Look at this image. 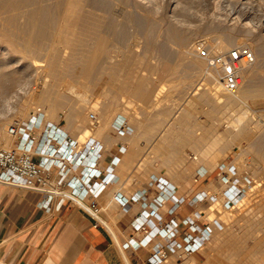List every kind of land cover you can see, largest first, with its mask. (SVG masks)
<instances>
[{
  "label": "rangeland",
  "instance_id": "rangeland-1",
  "mask_svg": "<svg viewBox=\"0 0 264 264\" xmlns=\"http://www.w3.org/2000/svg\"><path fill=\"white\" fill-rule=\"evenodd\" d=\"M104 1H106V22H108L105 23V35L107 37L106 46H108L107 48L110 54L114 55L108 58L106 57V64L116 61L121 64L122 69L120 73H116L113 77L112 73L108 70L104 73H97L94 76L96 84L93 90L88 91V89L83 87L79 89L80 93L85 94L89 106L86 109L87 111H85L86 113H84V115L82 114L80 117L78 115L72 119H68L66 116V114H68L67 106H58L56 112L51 114L49 111L51 101L38 100L37 96L40 95V92L43 90V86H41L42 81L38 82L36 73L32 71L34 69L35 60L40 58L45 50H42V53L38 57H33L31 54L24 51L20 44H11L1 40L0 37V61L7 62L10 60L8 62V65L11 64L9 65L11 66L10 68L17 69L21 67L23 73L19 75L16 85L11 88L12 90L6 93L0 92V147H11L17 141L15 137L10 136L7 132L10 125L24 123L38 112L43 113L44 123L52 122L67 126L70 130V134L73 137H78L80 141H84L88 136H94L102 141L101 135L106 132V119H104L100 113V109L97 108L98 104L94 103L95 100L102 101L103 99L104 101V95L106 96L107 103L116 102L120 104L119 109L121 108L123 114L126 112L125 116L132 115L134 119L144 123L150 121V116L153 111H160L165 108L166 105H169L173 110L171 122L176 129L175 132L177 134L179 133V135L183 134L185 140L188 142H192V140L196 138L200 140L199 144L201 145V137H203L201 129L205 119V110L204 103L199 101L200 94L205 91L204 93L206 95L212 98L215 97L214 99L222 104L232 100V110L229 109L230 103L228 102L227 108L222 109L221 118L217 126L220 131L219 135L222 136L224 140L228 138V141H232V146L236 147H229L222 158H219L217 161L212 160V165L209 167L207 166V168L208 172L211 173L217 168V164L219 165L221 162L225 165H227L228 161L234 164L238 171L237 175L243 179L245 183L244 185H240V187H244L241 193L242 199L233 207L227 208L223 206L224 199L217 196V200L214 203H206L207 205L199 206L196 211H204V215L198 219V222L200 224L209 222L213 230L212 239L208 241L202 249V251L206 253L207 259L201 264H237L234 261L238 263L247 262V260L250 259L252 251L256 248L254 243L256 239L264 237V161H262L264 160V155H262V159L257 158L254 151L255 145H257L258 150L264 153V140H262L264 139V94L257 93L260 95L254 97L251 93H248L250 97L248 95H243L240 96V98H236L223 89L220 79H218V83L215 84L218 87L217 89L207 75L208 72L216 70L207 69L206 61L201 59V57L198 59H200V62H203V65H201V67H203L194 68L190 64L191 62L189 59L179 54V48L180 37L187 34L189 31L193 32L190 37L191 41L189 40L187 44V48H191L192 43L197 39H203L205 41L206 38L211 37L213 35V30H220L219 33H223L224 35V32L227 31V27L231 23H234L230 18H228L229 20L225 18L228 14H231L230 17H235L239 14L241 17L246 15L245 17H247V19L245 18L244 21L251 22V34L248 35L249 37H247L246 41L242 28L239 24H236L234 32L238 35L239 40L245 42L242 44L241 42L237 43L234 41L227 48L236 46L249 48L248 43L251 49L255 48L259 43L262 45V48H264V35L261 36L260 32L262 24H264L261 23L264 22V0H251L248 5L244 4L243 6L237 2V0H178L174 8V3H169L171 2L170 0H155L157 2L155 6L151 5V0H140V2L138 0ZM237 9H239V12H236ZM215 12H217L219 16H217V13L215 15ZM175 15L181 19L178 20L180 23L175 18ZM215 17L216 19H214ZM131 18L137 19L139 23H134ZM176 36L177 39L175 38ZM241 37L244 40L240 39ZM207 41L208 39H206V45ZM178 42L179 44H177ZM177 47H179L178 50L175 49ZM209 49L210 48H208V50ZM222 51H225V49L221 50V52ZM253 56L254 58L258 57L254 53ZM258 58L256 60L254 59L255 61L252 63L253 66L247 73H243V70H241L243 84H252V82L253 84L254 82L261 84L264 82V57L261 56L260 58L259 56ZM184 63L187 64L184 65ZM244 74H248V76L244 77ZM183 77L184 81H182ZM120 80L121 82L126 81L127 86L122 88L123 92L120 90L121 93L119 95L115 91V89L118 90V88H115L114 84L119 83ZM36 83L38 84L36 85ZM104 84L106 87H104ZM199 84L202 88L200 87V89H198L199 91L193 94L192 91L195 86ZM109 85L113 86L110 87L114 91ZM135 86L141 87L139 91L143 90L148 92V98L145 99L136 95L134 93V91H136L134 88ZM182 89L186 90L183 91ZM196 94H198V96H196ZM167 95L171 99L170 102L163 100V97ZM150 98L151 100H148ZM203 98H205L204 94ZM89 101L91 102L89 103ZM153 101L156 102L154 103ZM90 105L92 106L90 107ZM117 109L118 108H116V111H119V109ZM93 114L95 115V120L92 118ZM116 118L117 116L108 120V125H112L111 123H113ZM181 121L182 123L185 122L182 124ZM85 126L88 130L83 134L82 129L85 128ZM189 129H191L193 133H191ZM92 130L94 131L92 132ZM242 131H246V137H242L240 134V137L236 138V133ZM259 151L258 153L261 155ZM197 155L199 156L198 159L195 158ZM226 155L228 158H226ZM185 156V160L193 161V158L196 159L199 162L197 163L198 165L206 163L204 153L198 150L191 149V151L189 150L186 152ZM146 161H150L149 156L144 159V164H141L139 169L144 167ZM182 166L183 164L180 166L176 165L175 173L173 175L170 174V177L173 179H171L172 185L177 187L179 194L188 193V195H191L194 193L192 189L197 186L205 187L203 190L209 191L210 193L218 190V185L215 186L216 183H214V185L211 184V179H216L218 176L217 170L216 174L214 172L208 177L205 176L203 178L200 177V172L195 171L194 168L188 170ZM56 173V170H53L51 174L52 181H54ZM146 180L147 179H145V181ZM125 187L131 191L134 186L125 185ZM208 206H210V208ZM108 210H110V208ZM213 219L217 220L215 224ZM106 224L112 229L108 221H106ZM229 234H231V242L234 244L233 247H229V244L226 242L223 243L222 241V244L219 241V238L222 237L223 240H226ZM214 254H217V256L215 257ZM262 259L264 258L257 257L254 259L252 257L248 264H261Z\"/></svg>",
  "mask_w": 264,
  "mask_h": 264
},
{
  "label": "crops",
  "instance_id": "crops-1",
  "mask_svg": "<svg viewBox=\"0 0 264 264\" xmlns=\"http://www.w3.org/2000/svg\"><path fill=\"white\" fill-rule=\"evenodd\" d=\"M134 88V93L143 97L139 91L141 89L137 86ZM141 92L145 93L143 90ZM206 97L207 99L199 97L205 110L201 145L200 140L195 138L188 142L183 134L175 132L171 122L173 110L169 105L160 111H153L150 121L146 123L134 120L132 115L125 116L121 108L116 111L113 107L109 111L106 115V132L101 135L102 141L90 136L99 143L101 154L96 165L101 170L97 181L107 175L105 168L110 165L112 158H118L109 173L111 180L106 183L108 187L96 198V204L100 208L99 217L72 200H63L60 207H56L58 198H52L46 208L42 204L44 195L41 192L0 182V264H149L151 245L163 241V238L154 235L144 247L124 246V242L130 237L137 240L143 237L142 232L135 231L133 227V219L139 212L140 205L134 203L129 210H123L114 200L113 194L118 192L130 199L134 193L145 190L146 202H152L158 195H163L165 201L157 211L163 222L175 219L180 230L184 227L181 221L186 216L191 215L199 206L208 204L189 201L205 187H195L191 195L179 194L170 177L176 171L175 166L181 164L188 170L194 168L199 171L203 178L214 172L216 174V171L208 172L206 163L198 165L199 162L194 158L193 161L185 160L186 152L191 149L204 153L208 160L217 161L229 147H236L232 146V141H228V138L224 140L218 135L220 131L217 126L222 109L227 108L230 103L229 109L232 110V100L222 104L208 95ZM163 100L171 101L168 95ZM116 116L120 120L124 119L125 124L127 122L130 133L120 134L112 125L107 127L108 120ZM50 123L60 127L62 131L66 129L68 135L73 137L67 126ZM148 156L150 161H146L145 168L139 169ZM78 172L77 168L76 173ZM153 176L158 177V182H150ZM125 185L134 186L133 190L129 191ZM182 196L185 201L170 213L168 207L172 199ZM106 221L112 225V229L107 226ZM178 241L183 243L181 235ZM202 249L203 247L190 255H184L180 250L168 253L167 259L160 264H201L207 259Z\"/></svg>",
  "mask_w": 264,
  "mask_h": 264
},
{
  "label": "bare ground",
  "instance_id": "bare-ground-1",
  "mask_svg": "<svg viewBox=\"0 0 264 264\" xmlns=\"http://www.w3.org/2000/svg\"><path fill=\"white\" fill-rule=\"evenodd\" d=\"M138 1L140 2V0H138ZM170 1L171 2H169V3H171V4L174 3V5H173V8H174L177 5L178 0H170ZM150 2H151L152 6H155L157 3L155 0H151ZM237 2H239L243 6L244 4L248 5L251 2V0L250 1L249 0H237ZM141 3H142V1H141ZM181 4H183V3H181ZM238 10L239 9H237L236 12H239ZM110 11H111V9H110ZM216 13L217 12H215V15H216ZM128 15H130V14H128ZM239 15H236L235 17L234 16L230 17L231 14L230 15L228 14L227 16L224 15L225 18H227V20H229L228 18H230L234 23H231L227 27V29L225 28L227 31L224 32L225 33L224 35H223V33L222 34L219 33L220 30L219 31L213 30L212 31L213 35L211 37L206 38V39H208L207 48H210L209 49L210 53L221 52V50H224V49L226 50V48L229 47V45L234 41H236L237 43L241 42L242 44H243V42H245V41L239 40L238 35L235 34L234 29L236 27V24H239V26L242 28V31L245 34L244 39L246 40L247 37H249L248 35L251 34V29H250V25H251L250 23L251 22L250 21H244L245 18L247 19V17H245L246 15L245 16L243 15L244 17H241ZM217 16H219L218 13H217ZM120 17H122V16H120ZM175 18L177 19V21L181 20V19H179V17L177 15H175ZM214 19H216V17ZM131 20H133L134 23H139V21L135 18H131ZM105 23H108V22H106V1H104V0H0V25H1L0 37H1V40L7 41L11 44L12 43L13 44L14 43L20 44L22 49L24 51H26L27 53L31 54L33 57H38L42 53V50H45V52L42 53L41 57L37 58V60H35L34 69L32 71V72L36 73L37 81L38 82L42 81L41 86H43V90L40 92V95H38L37 98L39 101H51V105H50V109H49L51 114L56 112L58 106H67L68 107V114H66V116L68 119H72L73 117L78 116V115H79V117L82 114L84 115V113H86L85 111H87L86 109L89 107L87 104V98H86L85 94L80 93V91H79V89L81 87L88 89V91L93 90V88L96 84V82L94 80V76L97 73H104V72H107V70H108L109 72L112 73V77H113L116 73L121 72L122 68H121V64L119 62L115 61L114 63H107L106 64V57L108 58V57H111L114 55L110 54V52L107 48L108 46H106V43H107L106 38L107 37L105 35L106 34ZM261 23H264V22H261ZM150 28H151V26H150ZM170 29H171V27H170ZM151 31H153V30H151ZM192 32L189 31L187 34L182 35L180 37V48L177 47L175 49L178 50V48H179V50H180L179 54L182 55V57L184 56L185 58L189 59L191 62L190 64L194 68L195 67H196V69L202 68L203 66L201 67V65H203V62H200V59H198L200 57L197 56V54L195 52H193L192 48H190V47L187 48V44L189 43L190 37L192 36ZM221 32H223V31H221ZM260 32H261V36L264 35V24H262ZM171 33H173V32H171ZM175 38L177 39V36ZM206 39H205V43H206ZM240 39H242V37ZM244 39H242V40H244ZM109 40H111V39H109ZM246 43H248V42H246ZM177 44H179V42ZM248 46L250 48L249 43H248ZM227 49H229V48H227ZM250 50H252L253 53L256 54L258 57L259 56H260V58H261V56L264 57V48H262V45L260 43L258 45H256L255 48H252V49L250 48ZM201 59H203V58H201ZM179 60H182V59H179ZM9 61H7V62L6 61H0V92L1 93H6V92L12 90L11 88H13L16 85L17 80L19 79V75L23 74L21 71L22 70L21 67H19L17 69L16 68H13V69L10 68L11 66H9V65H11V64L8 65ZM252 63L249 65L243 66V68H242L243 73H247L249 71V69L253 66ZM186 64L184 63V65H186ZM176 72H178V71H176ZM187 72H189V71H187ZM197 72H199V71H197ZM29 74H31V73H29ZM207 75H208V78L210 79V81L213 82L214 85L216 83H218V79H219V75H220L218 70H216V71L213 70L212 72L210 71L207 73ZM247 76H248V74L247 75L244 74V77H247ZM20 79H21V77H20ZM191 79H193V78H191ZM197 79H199V78H197ZM203 80H204V78H203ZM182 81H184V77H183ZM191 81H193V80H191ZM244 81H245V79H244ZM113 82H114V80H113ZM126 83H127L126 81L121 82V80H120L119 83L114 84L115 88H118V90L115 89L117 94L120 95L122 88H125L127 86ZM198 83H200V82H198ZM255 83H257V82H254V84L252 82L253 85L251 83H247V84L242 83L239 86V88L236 90V92H234L236 94H233V93H231V94L234 95V97H236V98L237 97L240 98V96H243V95L247 96L248 93H251V95L254 97L258 96L260 94H264V84H262L264 82H262L261 84L260 83L255 84ZM37 84L38 83H36V85ZM110 86L111 85H109V87ZM179 86H178V88H179ZM102 87H101V89H102ZM104 87H106L105 84H104ZM111 87H113V86H111ZM137 87L141 88L140 86H137ZM200 87H201L200 84L195 86L194 90L192 91L193 94L197 93L199 91L198 89H200ZM214 89H215V87H214ZM217 89H218V87H217ZM185 90H183V91H185ZM204 92H202V94L198 93V94H200L199 97L200 98L203 97V94H204L205 99H207L206 94ZM140 93L143 97H148V95H149V94H147L148 92L142 93L140 91ZM257 93H260V94H257ZM105 94H106V92H105ZM185 94H187V93H185ZM198 94H196V96H198ZM207 94H208V92H207ZM252 96H251V98H252ZM104 99H105L104 101H103V99H102V101L95 100L94 104H96V103L98 104L97 108L100 109V113L102 114L104 119H106V115L109 113V111L113 107L116 110V106H120V104L118 105V103H116V102L107 103L105 95H104ZM114 100H116V99H114ZM148 100H151V98ZM90 102L91 101H89V103ZM245 104H246V102H245ZM91 106L92 105H90V107ZM118 109H119V107H118ZM122 109H123V107H122ZM121 112H122V110H121ZM125 113L126 112H124V115H125ZM109 116L110 115H108V117ZM182 116H185V115H182ZM126 118H129V117H126ZM184 119H186V118H184ZM116 120H119V121L122 120L123 121L124 119L120 120L117 117ZM28 121H29V119H28ZM28 121H26V122H28ZM72 122H73V120H72ZM126 124H127V122H126ZM126 124L124 121L125 126H126ZM107 127H109V125ZM102 128H103V126H102ZM98 129H100V128H98ZM82 130H83V134H84V132H86L88 129L85 126V128H83ZM189 130H191V129H189ZM63 131L66 132V129H63ZM93 131L94 130H92V132ZM124 134H126V133H124ZM240 134L242 135V137L243 136L246 137V131H242L240 133L237 132L236 137L239 138ZM73 138H75V137H73ZM88 138H90V136L86 137L84 139V141H86ZM75 139H77L79 142L80 147L77 148V150H79V149H81V147H82L81 144L84 141H80L79 138H75ZM262 140H264V139H262ZM254 149H255L254 151L256 153L257 158L262 159V155H264V153H261L258 150L257 145H255ZM258 151L261 153V155L258 153ZM198 157L199 156L197 155L195 158L198 159ZM204 159H205L206 165L208 167L212 165V160H208L205 157H204ZM80 161L82 162V159ZM199 161H201V160H199ZM262 161H264V160H262ZM63 162L65 164L68 163V161L66 159L63 160ZM230 165H234V164L228 163L226 165V169H225V171H227V175L229 177L231 176V172L228 171L227 168ZM218 166L219 165L217 164V168L214 169V171L217 170V173H218ZM82 167L83 166H80L79 170H81ZM95 169H96V171L100 170V169L96 168V166H95ZM53 170L57 171L58 169L54 167ZM235 170H236V173L238 174L236 167H235ZM71 173L72 172H70L68 174V176H67L68 178L70 177ZM124 177H125V175H124ZM211 180H212L211 181L212 185H214V183H216L215 186L218 185V190L212 192V194H214L215 196H218L220 198L225 199V196L223 195V191L227 187H230L231 183L229 184V183L223 182L220 176L219 177L217 176L216 179H211ZM98 182H100V181H98ZM150 182H151V179H150ZM107 187H108V185L106 184V188ZM78 190L81 191L82 188L80 187V188H78ZM114 195H115V193H114ZM239 201H241V200H239ZM195 212L196 211H194L191 215H194ZM99 215L100 214L98 213L97 216L99 217ZM113 234H114V232H113ZM222 238H219L220 239L219 241L221 243L223 241V243L226 242L227 244H229V247L234 246V244L231 242V234L228 235L226 240H223ZM217 241H218V238H217ZM254 243H255L256 248H254V250L252 251V254L250 255V259L252 257L254 259H256L257 257L258 258L259 257L264 258V237H262V238L260 237V238L256 239V241ZM217 246H218V244H217ZM214 256L216 257L217 254L216 255L214 254ZM218 259H216V260H218ZM249 260H247V262H239V263L236 261H234V262L237 264H248L250 262ZM262 263H264V259H262L261 264ZM217 264H219V263H217Z\"/></svg>",
  "mask_w": 264,
  "mask_h": 264
},
{
  "label": "built area",
  "instance_id": "built-area-1",
  "mask_svg": "<svg viewBox=\"0 0 264 264\" xmlns=\"http://www.w3.org/2000/svg\"><path fill=\"white\" fill-rule=\"evenodd\" d=\"M191 48L206 61L208 69L219 71L220 83L229 93L236 92L241 85L243 66L254 61L252 51L244 46L210 53L205 41L197 39L192 43ZM92 118L96 119L94 114ZM112 127L120 134L130 132V129L124 125V120L115 119ZM7 132L17 141L11 147H0V182L41 192L44 195L42 204L46 208L49 207L52 198H58L56 207H60L63 200H72L97 216L100 208L96 204V198L106 188V183L111 180L109 173L118 160L117 157L112 158L110 165L105 168L107 175L98 182L101 170L96 171L95 166L101 154L99 143L93 138H88L81 144V149L77 150L80 147L78 140L70 137L54 124L44 123V115L41 112L32 116L28 122L10 125ZM65 159L68 161L66 164L63 162ZM79 166L83 167L76 173ZM54 167L58 170L52 181L51 174ZM225 169L226 165L220 163L217 174L223 182L231 183V186L223 191L225 196L223 206L229 208L241 200L244 187L240 185L245 183L237 175L234 165L227 168L231 172L230 177ZM70 172L72 173L68 178ZM153 182H158V177L153 176L151 183ZM80 187L81 191L78 190ZM144 194L145 190H142L128 199L117 192L113 198L123 210H129L134 203L140 205V210L133 219V227L135 231L142 232L143 237L139 240L130 237L124 242V246L144 247L154 235L163 238V241L151 245L149 264H160L167 259L168 253L178 250L184 255H190L204 247L210 240L212 226L209 222L202 224L198 222V219L204 215L202 210L196 211L194 215L186 216L181 221L184 227L180 230L175 219L163 222L161 214L157 211V208L165 201L163 195H158L152 202H146ZM216 197L209 191L200 190L189 201L214 203ZM184 201L183 196L172 199L168 211L170 213L176 211ZM213 220L215 224L217 220ZM180 235L182 244L178 241Z\"/></svg>",
  "mask_w": 264,
  "mask_h": 264
}]
</instances>
